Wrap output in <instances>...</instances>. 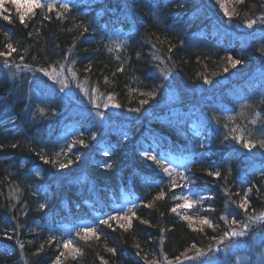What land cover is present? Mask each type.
I'll list each match as a JSON object with an SVG mask.
<instances>
[{
	"label": "trees",
	"instance_id": "obj_1",
	"mask_svg": "<svg viewBox=\"0 0 264 264\" xmlns=\"http://www.w3.org/2000/svg\"><path fill=\"white\" fill-rule=\"evenodd\" d=\"M41 3H67L70 11L57 19L63 9H36L26 26L8 0V11L0 12L13 20L0 19V51L7 43L17 49L8 66L0 57V264H53L66 239L80 254L61 257L62 264H101V257L108 264H145L142 257L149 264H167L164 257L190 264L181 254L194 255L192 244L203 253L194 264L215 253L220 261H235L238 248L223 252L236 240L254 253L249 236L264 233V220L257 219L264 210V23L257 20L264 0ZM249 20H256L251 28ZM228 57L241 63L233 67ZM48 84L61 90L55 88L57 96L46 89V110L33 114L32 91ZM87 90L97 99L112 97L104 105L116 110L114 126L91 119L94 112L78 105ZM192 112L198 127L189 125ZM254 128L260 139L251 134ZM246 141L256 146L242 147ZM172 180L182 187L169 190ZM186 188L212 199L178 212L198 211L213 228L193 220L190 227L171 211L173 197ZM161 190L165 198L156 199ZM242 198L247 213L238 207ZM133 203L151 227L138 220L128 231L115 222V231L99 224ZM242 222L247 226L240 230ZM85 226L95 227L100 240L77 238Z\"/></svg>",
	"mask_w": 264,
	"mask_h": 264
},
{
	"label": "snow or ice",
	"instance_id": "obj_2",
	"mask_svg": "<svg viewBox=\"0 0 264 264\" xmlns=\"http://www.w3.org/2000/svg\"><path fill=\"white\" fill-rule=\"evenodd\" d=\"M9 3H11L14 7L16 12L18 13V21L20 24L25 25L26 26V18L29 17L30 15H34L35 14V10L36 9H43V8H47L48 12H53V11H58V9H63V12H59L57 14V19H65L66 18V13L70 11L69 6L67 3H62L57 5L56 3H48V4H43L41 3V0H8ZM235 2L237 4H244L245 0H235ZM4 3L5 0H0V12H7L8 9L4 7ZM225 15H228L227 10H225ZM47 18V17H46ZM0 19H3L5 22L7 23H12L13 20L11 18L10 15H0ZM257 20H259L261 23H264V16H259L257 17ZM256 23V20H249L246 23V27L251 28L253 26V24ZM84 32H87L88 29L84 28L83 29ZM6 51H0V57L4 58V62H5V66H8V58L12 56L13 53H17V49L13 46L12 43H7L5 45ZM21 59H23V57H21ZM228 60L231 62L232 66L235 67L236 65L240 64L241 61L240 60H233L231 57H228ZM124 69L121 67L119 69V71H123ZM227 70V69H225ZM39 71V69H38ZM46 75L48 74L47 72L45 73ZM209 82L210 81H206ZM149 95H151L149 93ZM108 99H112L111 96L108 97ZM142 104L147 103V101H141ZM113 107L119 108L120 105L119 104H115L113 105ZM132 111H139V109H132ZM97 115H99V113H97ZM259 115V114H257ZM252 123H256L255 120L252 121ZM94 138V137H93ZM234 139H243V137H233ZM78 143H83V141H78ZM256 145L254 143H252L251 141H246L242 144V147L245 148H252L255 147ZM11 147L15 148L16 145L13 144ZM259 147L260 148H264V140H260L259 141ZM3 149V145H0V150ZM105 155H107V153H105ZM143 155L148 159L151 160L155 163H157V165L160 164V162L157 160V158L155 156L150 155L149 153L145 152L143 153ZM43 159V157H41ZM45 163H48V160H44ZM64 165H62L63 167ZM106 167L111 168V165H106ZM163 172L165 174H167L170 179L172 176V172L169 170V168L167 167H163L162 168ZM208 176L212 177H217L219 178L221 176L220 172H212L209 171L207 173ZM177 176H180L181 180H184L185 182L188 181V177L186 176H181L180 173H177ZM182 187V185L179 184L178 181L176 180H172L171 181V188L169 190L174 189L175 187ZM249 192L252 191V189H248ZM166 196V192L161 190L159 192V194L157 195L156 199H164ZM176 200H181L183 201V203L178 204L176 207H172L171 211L173 213H176L177 215H181L182 218L186 221L189 222V226L191 227L192 224V217L191 215H187V214H183L178 212V208L179 209H184V210H189L192 207L195 206L196 203H198L200 200H204V199H212L211 196H207V197H197L196 200H193L191 197L189 196H174L173 197ZM41 208H43V205H40ZM137 207V205L135 203L132 204V206L128 209V211L122 212L121 214L118 215H109L107 216V218H100L99 219V224L100 225H104L107 226L109 229H112L113 231H115V228L113 227V223L111 222H115V224L123 229L124 231H128L129 229H131L133 227V221L134 220H138L140 224H145L148 225L149 227H151V225L148 224L147 220L141 219L140 217L137 216L136 211L134 210ZM143 207L145 208H150L151 204H144ZM238 207L242 210L245 211V213H247L248 211V200L247 198H242L241 202L238 204ZM210 211H214V209H210ZM251 219V217H249ZM221 220H223L225 223H229V218L227 216H221L220 217ZM257 219H261L264 220V213H262L259 217H257ZM199 223L201 225H206L208 228H213V223L211 221V219L209 218H201L199 220ZM231 224L235 225L236 221L232 220ZM203 230V229H201ZM228 233L226 232L225 235H227ZM240 233H236V232H232L233 236L239 235ZM76 236L77 238H79L80 240H84L85 242H87L88 240L95 238L97 241L100 240V234L97 232V229L95 227L92 226H85L83 228H79L76 230ZM9 239H11V237H8ZM51 237L49 238V240L51 241ZM61 246L63 248V251H60L59 256L56 257V259L53 261V264H62L61 261V257H64L66 255H70L73 257V259H75L76 255L80 254V249L78 247H75L73 244V240L72 239H66L63 240L61 242ZM21 249H23L24 245L21 244L20 245ZM44 248V245H40V250L42 251ZM137 248H139V245H137ZM192 249H195V255H189L188 252L182 253L181 255L183 256V258L185 260H194L196 258H198L199 256L203 255V253L197 248L196 244H192L190 249L188 251H191ZM107 251L112 253V255H116L117 254V250L115 248H107ZM37 255L39 253H36ZM137 256H140L141 253L138 251L136 253ZM142 259L145 260V264H149V261L147 260L146 257H142ZM165 261H167V264H172L171 261H168L167 257H164ZM179 259V258H178ZM101 260V264H108V262L106 260H104L103 257L100 258ZM150 264H157L156 260H152L150 262Z\"/></svg>",
	"mask_w": 264,
	"mask_h": 264
},
{
	"label": "rangeland",
	"instance_id": "obj_3",
	"mask_svg": "<svg viewBox=\"0 0 264 264\" xmlns=\"http://www.w3.org/2000/svg\"><path fill=\"white\" fill-rule=\"evenodd\" d=\"M263 33H261L260 35H262ZM118 41V40H115ZM114 42H109L108 45H110V49L113 52L119 53L120 48L118 46L113 45ZM262 74H264V68L262 70ZM172 85V84H171ZM55 88H58L59 90H61L59 87H54L53 85H40V86H35L34 90L32 91L33 93V114L36 113H43L46 110V107L49 104V92L47 93L46 89H50L51 93L53 95H57L58 96V92H56ZM84 95L83 98H85V102L83 101H79L78 105L83 109V110H91L94 113H90L91 114V119L94 120H98V122H101L99 120H101L100 118H102V120H105V122H107L108 124H111V126H114L113 123V118H115L114 113H116V110L112 109V108H108L107 105H104V103L106 102V100L108 99L107 97H99V99H97V96H93V92L91 91H83ZM174 93V86L169 88V91L167 93H165L166 96V100L170 99L169 96H173ZM87 101V102H86ZM89 101H91V104L89 103ZM97 113H99V115H97ZM237 115H241L242 114V109L238 108V110L236 111ZM122 115V114H120ZM124 116V115H123ZM196 118H195V113H191V117L189 118V122L191 126L194 127H198V123L196 122ZM253 136L257 137L258 139H260V134H258V129L254 128L252 130L251 133ZM195 191V190H194ZM122 195H124L122 193ZM189 196L191 197L193 200L197 199V191H195L194 193L189 189H183L180 194L175 195V196ZM174 201V205L175 207L178 204L183 203V201L181 200H176L173 198ZM179 210H184V209H179ZM186 211V210H185ZM194 215L192 214V220L193 223L195 225L199 224V220L202 218L200 212L198 211H194ZM264 213V210H263ZM243 225H241V227L239 228L240 230L243 227H246L247 225H245L244 222H242ZM242 233V232H241ZM241 233L239 235H241ZM249 242L253 243V247H254V253H250L247 247H243V243H245V240H236L233 241L232 245L227 249H225V251L223 252V256H226V252L228 251H234L235 249L238 248V253L235 255L236 260H228L227 258H224L226 261H220L222 258H218L217 254H213L209 257H206L204 259L201 260V262L199 264H264V233L258 235H250L249 236ZM248 241V238H247ZM195 255V254H194ZM200 256L194 260H190V264H194L195 261H199Z\"/></svg>",
	"mask_w": 264,
	"mask_h": 264
}]
</instances>
